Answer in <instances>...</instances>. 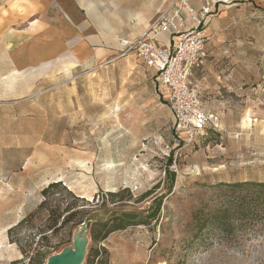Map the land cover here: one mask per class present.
<instances>
[{"label":"rangeland","instance_id":"1","mask_svg":"<svg viewBox=\"0 0 264 264\" xmlns=\"http://www.w3.org/2000/svg\"><path fill=\"white\" fill-rule=\"evenodd\" d=\"M15 1L0 0V8ZM258 1L222 9L209 58L190 77L216 122L189 146L178 143L172 112L157 99V75L134 54L63 72L29 92L1 84L8 89L0 90V264L24 261L20 248L48 258L73 249L83 224L76 227V220L53 234L36 236L25 223L8 235L53 182L83 201L75 210L90 225L114 215L134 220L100 243L86 231L82 264L90 247L105 248L109 264H264L259 226L193 241L194 214L217 205L220 184L264 181V1ZM53 3L61 10L71 4ZM44 226V219L34 225Z\"/></svg>","mask_w":264,"mask_h":264},{"label":"crops","instance_id":"2","mask_svg":"<svg viewBox=\"0 0 264 264\" xmlns=\"http://www.w3.org/2000/svg\"><path fill=\"white\" fill-rule=\"evenodd\" d=\"M173 2L70 0L71 4L62 10L53 0H17L7 4L0 8V90L8 89L1 84L9 81L14 83L10 89L29 92L40 82L55 81L63 72L114 63L119 39L141 36ZM190 4L197 9L202 2L190 0ZM221 12L210 17L204 26V33L210 37L215 34ZM176 41L170 32H162L154 40L166 49L173 48ZM198 93L201 95L200 89Z\"/></svg>","mask_w":264,"mask_h":264},{"label":"built area","instance_id":"3","mask_svg":"<svg viewBox=\"0 0 264 264\" xmlns=\"http://www.w3.org/2000/svg\"><path fill=\"white\" fill-rule=\"evenodd\" d=\"M200 1L201 6L195 9L190 0H174L169 10L160 13L141 36L119 39V59L134 54L146 67L155 70L161 89L157 99L170 108L175 135L183 147L202 137L207 126L216 122L204 111L200 94L190 81L193 71L202 68L208 58L211 37L204 33V26L223 8L243 0ZM162 32L177 37L173 48H162L154 42Z\"/></svg>","mask_w":264,"mask_h":264},{"label":"trees","instance_id":"4","mask_svg":"<svg viewBox=\"0 0 264 264\" xmlns=\"http://www.w3.org/2000/svg\"><path fill=\"white\" fill-rule=\"evenodd\" d=\"M173 179V173H170ZM220 199L217 205L207 213L201 211L194 214L196 234L193 241L200 244L206 242L211 235L214 237L228 238L240 231L250 227L259 226L264 228V181H245L232 184H220ZM56 195L65 196L68 202L55 199ZM119 193H108L110 200L118 197ZM149 195L146 192L142 197ZM40 202L38 207L30 214L25 216L16 225L8 230V235L18 231L25 223L30 224L31 232L37 235L45 232L56 233L58 229L67 223L74 221L76 227L86 222V231L91 242H103L107 237L119 230H124L134 224V220L125 216H111L102 220L94 221L91 225L84 221L85 213L75 210L78 202H83L72 192L68 191L62 182L49 183L39 192ZM63 203L66 206L62 209ZM64 213H68L63 217ZM44 219L45 226L42 230L34 227L36 221ZM60 219H62L60 221ZM40 230V231H39ZM14 243L16 241H13ZM20 248V247H19ZM21 254L27 260L14 262L18 264H44L48 256L46 253L36 252L35 256L30 255L29 251L20 248ZM46 255V256H45ZM86 264H109L107 251L105 248H89L86 257Z\"/></svg>","mask_w":264,"mask_h":264},{"label":"water","instance_id":"5","mask_svg":"<svg viewBox=\"0 0 264 264\" xmlns=\"http://www.w3.org/2000/svg\"><path fill=\"white\" fill-rule=\"evenodd\" d=\"M86 222L77 231L73 249H64L56 256L47 258L45 264H82L86 249Z\"/></svg>","mask_w":264,"mask_h":264}]
</instances>
